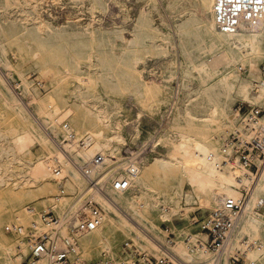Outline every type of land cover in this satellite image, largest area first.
<instances>
[{"label":"bare ground","instance_id":"1","mask_svg":"<svg viewBox=\"0 0 264 264\" xmlns=\"http://www.w3.org/2000/svg\"><path fill=\"white\" fill-rule=\"evenodd\" d=\"M23 3L26 1L8 0L5 4L20 6ZM90 3L94 9L98 4H105V1L90 0ZM215 3L216 0H172L169 3L170 9L176 11V19L178 18L175 21L174 32L186 64L182 81L196 70L202 80V91L206 95L204 99L206 101H194L190 104V101L181 102L176 96L173 98L167 115H163L166 118V124L157 138V142L167 147L166 151L159 150L160 152H155L157 154L145 156L140 161H136L138 174L130 178L131 187L128 191L110 192V197L100 198L104 222L99 229L79 240V263L107 264L113 260L121 262L118 258L119 239L128 238L133 239L142 249H147L155 256H159L160 253L152 242V237L160 239L157 221H171L175 214L182 213L179 208L182 194L180 181L190 182L198 193L210 197L211 201H206L207 203L215 202L216 195L219 193L232 198L239 197L237 170L222 164V139L227 129L234 130L237 127L236 116L230 110L235 100L240 99L264 109V87L260 84V64L264 61V21H258L251 29H243L235 34H224L216 26ZM30 5L36 13L37 6L32 3ZM34 12L24 10L22 19L26 22L38 20L34 18ZM141 19L148 21L146 11H142ZM25 27L28 28L27 25ZM47 28L48 24L44 21L37 23V29L41 33L44 34ZM190 35H196L198 39H202L201 41L207 44V48L204 49L200 44L194 47L189 42ZM47 36L52 37L53 40L56 38V34ZM157 38L160 40L159 47L165 48L164 46L168 45L167 38L162 34L158 33ZM90 40L95 41L93 30L90 33ZM91 50L89 55L94 56L95 51L93 48ZM240 65L249 66L245 76H240L238 72ZM9 68H11L10 63L0 50V79L7 87L8 83L5 80L7 74L4 75L2 70L9 71ZM10 73L8 78L12 77ZM13 82L14 87L20 88L21 92L16 95L17 92L14 93L8 87L11 98L2 90H0V96L6 105L19 109L23 117L31 121L33 128L26 129L19 123L15 131L11 133V137L1 135V140L5 143L2 144L0 158L15 152L19 159H22L30 154V146L41 143L46 153L36 163H31L30 170L44 168L46 174L56 175L57 178H68L71 189H78L81 192L80 195L84 192L85 185L80 174L73 167L72 160L85 163L97 153L105 155L109 164L121 160L123 157L120 153L121 144L116 142L123 141L120 122L111 121L107 111L99 112L97 103L87 101L82 87H78L80 90L76 92L81 105L87 109V113L91 115L95 113L100 119L110 121V125L114 127L112 136H106L101 129L93 133H84L87 128L84 118L72 116V111L69 109L66 110L65 115H61L63 111L58 106L53 111H48L38 98L28 96L27 82L24 78L21 77L19 80L13 78ZM145 87L148 90L147 108L151 115L157 114L161 106H168L170 100L156 85L146 83ZM175 115L182 127L177 132L172 131L174 128L172 120ZM62 116H65L74 126L75 130L72 129L76 134L89 138L91 141L89 146L79 148L81 150L75 155L76 147L73 145L75 150L69 149L67 146L69 142L63 131L61 132L62 127L61 130L59 128ZM141 128L142 126L139 125L132 127L136 133ZM162 133L164 134L161 135ZM69 146L73 147L71 144ZM157 170L164 172V175L157 178V184H162L163 190L158 189L155 192L154 188H149L148 181ZM170 172H178V178L171 176ZM124 176V172L118 175V177ZM168 178H171V181ZM136 184L142 187L136 189ZM251 192L240 235L249 238L248 242L254 244V247L243 252L247 264H264V215L255 209L258 200L264 199V167L262 175L258 177ZM45 206H47L46 203ZM66 207L67 202H64L59 209L64 211ZM6 220L19 221L24 226L37 225L41 230L39 215L29 216L20 201H11L8 207L0 209V264H20V254H26L28 247L23 240L24 246H18L17 241L6 237L3 229ZM178 238L179 243L173 250L177 264L214 263L213 255L207 248H196L197 242L200 241L197 239L198 235H189L181 230ZM257 238H261L260 241ZM219 264H230L228 257L222 256Z\"/></svg>","mask_w":264,"mask_h":264},{"label":"rangeland","instance_id":"2","mask_svg":"<svg viewBox=\"0 0 264 264\" xmlns=\"http://www.w3.org/2000/svg\"><path fill=\"white\" fill-rule=\"evenodd\" d=\"M7 1L0 0L2 4L0 50L10 63L9 69L12 70V79L7 77L10 70H2L4 75L7 74L5 80L8 87L14 93L17 92L16 95L20 93V88L14 87L13 78L19 80L22 77L27 82L28 96L38 98L48 111H53L58 106L63 111L61 115H65L66 110L69 109L72 111V116H80L86 120L87 128L84 133H93L101 129L106 136H112L114 127L110 125V121L100 119L95 113L93 115L87 113V109L81 105L76 92L80 90L78 87H82L87 101L97 103L99 112L107 111L111 121L120 122L123 141L116 142L121 144L120 153L123 157L120 161L109 164L112 167L121 166V163H125L130 157L140 161L145 156L157 154L159 150L166 151L167 147L157 142V138L166 124L163 115H167L168 107L175 96L180 98L181 102L190 101V104L194 101L202 102L206 98L202 91V80L196 70L182 81L186 64L176 42L174 25L178 18L176 19V11L170 9L169 3L172 0H156L155 3L154 0H104L105 4H98L94 9L90 0H25L26 3L20 6H6ZM31 3L37 6L36 13L32 10ZM24 10L34 12V18L38 20L24 21L22 19ZM142 11L148 14L147 22L141 19ZM41 20L48 24L44 34L37 29V23ZM92 30L95 35L94 42L90 40ZM158 33L168 40L165 48L159 47ZM48 34H56L55 40L47 36ZM188 39L194 47L200 44L204 49L207 48V44L196 35H190ZM91 48L95 51L94 56L89 55ZM261 65H264V61L260 67ZM247 66H239L240 76L246 75V69H249ZM146 83L156 85L170 100L168 106H161L159 112L154 115H151L147 108ZM8 87L0 79V90L11 98ZM241 102L244 101L237 99L231 104L230 110L235 116L233 111ZM23 116L16 107L6 105L0 96V136L11 137V133L19 123L26 129L33 128L31 121ZM179 122L175 115L172 120L174 124L172 131L177 132L182 129ZM65 123L75 130L65 116L60 119V130ZM137 125L142 128L136 133L132 127ZM228 131L233 130L227 129L222 140L228 135ZM76 135L78 139H84V136ZM3 143L5 142H2L0 137V153ZM69 145L67 146L70 150L71 148L75 150L72 144L73 147ZM76 149L74 155L82 148L79 150L76 147ZM29 150L30 154L22 159H19L15 152L0 158V209L8 207L11 201H20L27 214L29 216L38 214L41 222V216L53 205L57 204L58 213L69 210V207L73 206L81 196V192L76 188L71 189L68 178H57L56 175L46 174L44 168L30 170L31 163H36L46 152L41 143L30 146ZM72 161L73 167L77 170L78 162ZM77 172L80 174L78 170ZM161 175H164V172L157 170L149 178V188H154L155 192L158 189L163 190V185L157 184V178ZM170 175L178 178L179 173L170 172ZM80 176L86 189V182L81 174ZM168 180L171 181V178ZM180 184H182V194L179 208L183 215L177 213L171 221H157L160 239H156L164 243L167 238L166 232L170 231L171 238L176 242L171 249L172 252L179 243L178 235L181 230L189 235H198L197 239L202 242L208 241L206 235L201 233L199 223H196L195 219L203 220L215 208V202L207 203L206 201H211L210 197L198 193L193 184L188 181H180ZM135 186L136 189L142 187L138 184ZM64 202H67V209L63 211L59 207ZM41 225L42 229L39 230L37 225L24 226L19 221L6 220L3 229L6 237L17 241L18 246H24L22 240L26 242L29 235L45 230L42 222ZM11 227L17 229L11 231L9 230ZM257 239L260 241L261 238ZM133 243L139 246L131 238L119 239L120 260L125 259L128 254L127 244ZM240 249L243 254L240 264H247L244 248L240 247ZM208 250L213 255V264H219L223 254H215L211 249ZM28 254L29 251L20 254V264H25Z\"/></svg>","mask_w":264,"mask_h":264},{"label":"built area","instance_id":"3","mask_svg":"<svg viewBox=\"0 0 264 264\" xmlns=\"http://www.w3.org/2000/svg\"><path fill=\"white\" fill-rule=\"evenodd\" d=\"M216 26L224 34H235L251 29L258 21H264V0H216L214 9ZM261 86L264 87V65L260 67ZM234 112L237 127L223 140V165L237 170L238 198L224 193L216 195L215 208L199 221L198 227L208 241H198L196 248L211 249L215 254L229 257L230 264H240L242 251L254 244L240 235L245 209L252 194V187L264 167V109L246 102L239 103ZM62 131L69 143L77 148L89 146V138L78 139L72 127L65 123ZM76 168L86 182V189L75 205L63 213L52 206L41 216L44 231L29 235L26 239L28 258L25 264H82L79 263V240L99 229L104 222L101 197H110V192L121 193L130 189V178L138 174L136 160L128 158L121 166L112 167L105 155L95 154ZM124 172V177L118 175ZM59 200V199H57ZM57 206V204L55 205ZM256 211L264 214V199H259ZM11 227L9 230H16ZM165 242L153 238L159 256L147 249L127 244L128 254L121 262L107 264H177L172 247L176 245L167 231Z\"/></svg>","mask_w":264,"mask_h":264}]
</instances>
